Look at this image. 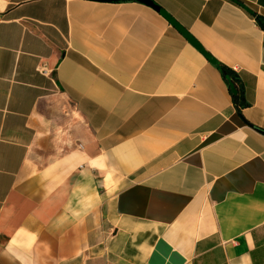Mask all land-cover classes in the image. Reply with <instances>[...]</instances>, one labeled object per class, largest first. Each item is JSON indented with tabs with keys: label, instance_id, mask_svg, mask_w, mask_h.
<instances>
[{
	"label": "crops",
	"instance_id": "1",
	"mask_svg": "<svg viewBox=\"0 0 264 264\" xmlns=\"http://www.w3.org/2000/svg\"><path fill=\"white\" fill-rule=\"evenodd\" d=\"M0 264H264V0H0Z\"/></svg>",
	"mask_w": 264,
	"mask_h": 264
},
{
	"label": "trees",
	"instance_id": "2",
	"mask_svg": "<svg viewBox=\"0 0 264 264\" xmlns=\"http://www.w3.org/2000/svg\"><path fill=\"white\" fill-rule=\"evenodd\" d=\"M256 21L260 22L257 16ZM218 68H220L222 77L229 86L231 98H233L235 107L238 108V110L249 107L244 98L242 84L240 83L237 74L224 65H219Z\"/></svg>",
	"mask_w": 264,
	"mask_h": 264
},
{
	"label": "water",
	"instance_id": "3",
	"mask_svg": "<svg viewBox=\"0 0 264 264\" xmlns=\"http://www.w3.org/2000/svg\"><path fill=\"white\" fill-rule=\"evenodd\" d=\"M90 1H96V2H114V0H90ZM143 1V0H139Z\"/></svg>",
	"mask_w": 264,
	"mask_h": 264
},
{
	"label": "built area",
	"instance_id": "4",
	"mask_svg": "<svg viewBox=\"0 0 264 264\" xmlns=\"http://www.w3.org/2000/svg\"><path fill=\"white\" fill-rule=\"evenodd\" d=\"M41 71L44 73V68Z\"/></svg>",
	"mask_w": 264,
	"mask_h": 264
}]
</instances>
